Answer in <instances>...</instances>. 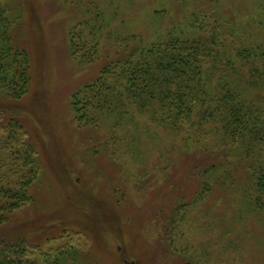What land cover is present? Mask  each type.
Listing matches in <instances>:
<instances>
[{
  "label": "rangeland",
  "instance_id": "rangeland-1",
  "mask_svg": "<svg viewBox=\"0 0 264 264\" xmlns=\"http://www.w3.org/2000/svg\"><path fill=\"white\" fill-rule=\"evenodd\" d=\"M0 5L9 9L11 41L30 56L31 86L18 101V113L42 170L33 200L0 226V237L26 231L42 254L59 251L56 260L48 257L49 264H264V217L243 197L251 178L240 159L230 154L226 162L232 164H214L203 175L212 164L196 167L192 160L201 152H185L184 132L175 138L164 129L133 142L126 155L120 151L124 143L109 132L79 125L72 107L76 92L127 54L133 33L156 39L180 26L193 8H241L242 18L263 17L264 0H0ZM88 8H106L111 26L85 63L72 48V31L83 29L79 23L89 17ZM150 10L162 13L152 17ZM198 138L213 146L209 133ZM65 245L70 255L60 253Z\"/></svg>",
  "mask_w": 264,
  "mask_h": 264
},
{
  "label": "trees",
  "instance_id": "trees-1",
  "mask_svg": "<svg viewBox=\"0 0 264 264\" xmlns=\"http://www.w3.org/2000/svg\"><path fill=\"white\" fill-rule=\"evenodd\" d=\"M115 10L116 20L120 10ZM221 10L193 8L180 26L156 39L145 41L133 33L127 54L117 56L76 92L72 107L79 125L109 132L124 143L120 151L126 155L133 142L164 129L175 138L184 132V151L205 155L192 160L196 167L212 164L203 175L216 169L214 164L240 159L251 178L243 197L264 217V16L242 18L241 8ZM8 12L0 5V226L31 203L42 172L38 150L18 113V101L31 86L30 56L11 41ZM86 13L89 17L79 23L83 29L72 31V48L80 61L89 63L111 23L106 8H88ZM161 13L150 10L152 17ZM202 132L210 134L213 146L201 143ZM230 154L234 160L226 162ZM138 155L133 152L132 158ZM208 188L209 183L204 192ZM123 232L122 240L127 236ZM64 247L60 253L68 255L70 247ZM35 252L39 259L31 256ZM58 252L42 254L23 230L0 237V264H49L48 257L56 260Z\"/></svg>",
  "mask_w": 264,
  "mask_h": 264
},
{
  "label": "water",
  "instance_id": "water-1",
  "mask_svg": "<svg viewBox=\"0 0 264 264\" xmlns=\"http://www.w3.org/2000/svg\"><path fill=\"white\" fill-rule=\"evenodd\" d=\"M130 264H135L134 261L130 262Z\"/></svg>",
  "mask_w": 264,
  "mask_h": 264
}]
</instances>
